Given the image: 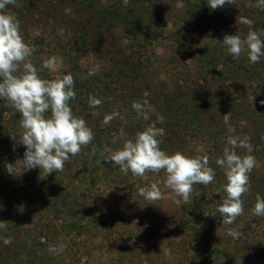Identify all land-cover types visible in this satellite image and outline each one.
Here are the masks:
<instances>
[{
	"label": "trees",
	"instance_id": "16d2710c",
	"mask_svg": "<svg viewBox=\"0 0 264 264\" xmlns=\"http://www.w3.org/2000/svg\"><path fill=\"white\" fill-rule=\"evenodd\" d=\"M152 1L130 0L131 9L120 14L135 45H150L149 36H140L142 32L133 30L131 21L135 13L141 16L144 4ZM200 1L203 7L197 17L201 19L208 12L222 9H210L208 0ZM231 34L235 35L234 31ZM211 48L203 49L194 60L193 75L184 81L175 78L168 85L160 78L155 85L148 78V85H141L136 67L131 72L113 67L91 76L75 70L66 73L74 77L76 93L70 107L74 116L83 118L92 129L93 140L82 147L80 154L70 156L63 171L47 176L39 167L22 168L16 182L2 169L6 158L0 160V215L7 223L6 235L16 229L11 211L23 216L17 226L20 238L13 246L18 252L8 256L6 264H264V234L259 239L258 235H249L248 228L260 219L264 226V217L252 214L257 194L264 198V176L258 177L252 170L249 191L242 196L244 213L226 226L216 215L217 206L226 198V178L215 163L223 156L228 136L236 135L247 139L252 148L251 153L237 148V154H251L257 163L264 164V99L254 96L249 100L242 93L253 89L258 94L264 83V58L253 64L246 52L233 59L226 47ZM138 83L140 88L132 91ZM245 85L248 90L242 89ZM90 96L101 99L102 104L90 107ZM143 100L155 109L147 119L132 108L134 101ZM4 102L2 99V108ZM113 112L123 119L102 126L106 113ZM229 112L235 133H229L224 124L223 115ZM157 114L165 118L164 123L156 124L165 130V135L158 137L161 150L169 155H207L215 170L213 183L193 185L187 203L165 186L164 170L135 177L104 161L110 155L106 147L113 151L121 148L125 139H134L137 132L156 121ZM18 117L21 119L20 113ZM241 120L246 121L245 126H241ZM16 122L13 117L11 124ZM121 128L124 137L113 143ZM17 152L22 160L25 146L19 145ZM1 155L0 149V159ZM153 183L164 198L150 202L139 195V189L150 188ZM228 228L237 229L240 237L228 236ZM59 244L66 245L62 253L49 251Z\"/></svg>",
	"mask_w": 264,
	"mask_h": 264
},
{
	"label": "clouds",
	"instance_id": "9594fccd",
	"mask_svg": "<svg viewBox=\"0 0 264 264\" xmlns=\"http://www.w3.org/2000/svg\"><path fill=\"white\" fill-rule=\"evenodd\" d=\"M235 3L236 0L207 2L213 10ZM129 4L130 0H122L123 7L127 8ZM8 5L19 6L18 0H0V99L9 102L21 114L23 132L19 137L11 135L18 144L25 146L24 157L16 164L19 163L25 170L39 167L47 176L63 171L70 156L80 154L82 147L92 142L94 134L83 118L74 116L70 107V101L76 97L74 77L71 73L52 80L39 77L37 68L30 61L33 49L24 42L19 21L15 16L4 12ZM257 6L264 10V0H258ZM236 23L249 28L246 36L242 38L238 31L235 35L226 34L220 42L233 59H239L241 54L246 52L250 63H258L260 58L264 57V27L254 29L253 21L244 16L236 18ZM61 66L62 61L55 56L46 59L42 65L50 71H57ZM94 74L89 72L90 76ZM88 103L90 107L96 108L102 104V100L90 96ZM132 108L138 116H144L146 119L149 113L155 111L148 100L134 101ZM49 112L50 117H46L45 114ZM116 118L123 119L118 112L105 115L102 126L109 125ZM230 119V112L223 115L228 132L235 133L236 129ZM164 121L165 118L157 114L156 121L145 130L137 132L134 139H125L121 148L113 151L106 147L105 151L110 155L105 157L104 161L119 166L123 174L130 172L135 177H143L146 172L159 173L164 170L165 186L187 203L191 198L193 185L207 186L213 183L216 173L210 166V158L207 155L189 157L181 152L169 155L161 150L158 137L165 135V130L158 128L156 124ZM240 124L245 126L246 121L241 120ZM124 135V129L121 128L120 135L115 136L113 143ZM237 148L247 149L249 153L252 151L247 139L229 135L222 158L215 160L226 178V198L217 206L216 215L222 217L221 223L226 226L232 225L237 217L243 215L242 196L249 191L250 173L256 167L255 157L251 154L238 155ZM15 165H5L9 174H16ZM139 195L150 202L164 198L156 183L150 188H140ZM252 214L255 217H264V198L259 194L256 196ZM0 230H6L4 221H0ZM226 234L233 239L240 237V232L234 228H228ZM11 242L10 237L3 239L4 245H10ZM65 248L66 245L59 244L51 246L49 251L60 254Z\"/></svg>",
	"mask_w": 264,
	"mask_h": 264
},
{
	"label": "rangeland",
	"instance_id": "374dc122",
	"mask_svg": "<svg viewBox=\"0 0 264 264\" xmlns=\"http://www.w3.org/2000/svg\"><path fill=\"white\" fill-rule=\"evenodd\" d=\"M257 4L258 0H236L234 5L226 4L221 10L208 12L201 19L197 17L203 7L200 0H153L144 4L141 16L135 13L131 21L133 30L142 32L140 36H149L147 42L150 45L144 46L135 45L132 32L126 31L130 30L129 26H123L120 14H126L124 12L131 8L130 5L127 9L123 7L122 0H18L19 6L8 5L4 12L19 21L21 36L33 49L30 61L41 79H56L71 70L89 76V72H109L113 67L128 72L136 67L141 85L146 86L148 83L145 80L155 85L158 78L167 85L172 84L175 78L184 81L196 72L194 60L203 49L211 46L214 50L217 45L223 47L224 36L232 35L233 31L235 34L239 31L244 38L249 28L237 25L236 18L244 16L252 20L254 29L264 27V10ZM53 56L62 61L60 69L50 71L43 68V62ZM242 87L249 89L247 85ZM139 88L140 84L132 91ZM259 89L258 94L253 93V89L248 92L242 90V93L245 92L249 100L254 96L262 100L264 83ZM4 105L2 108L0 104V160L6 158V164L15 165L21 160L16 153L17 147L22 144L13 140L11 135L19 137L22 134L21 119L9 102H4ZM110 109L115 110L114 105ZM50 115V112L46 113V117ZM13 117L14 122L20 123L11 124ZM2 169L6 172L5 165ZM20 170L22 167L17 163L16 174H10V178L19 181ZM253 171L258 177H263L264 164L257 163L256 159ZM11 215L16 224L11 234L14 240L10 245H4L3 239L11 238V235H6V230H0V264H6L7 257L18 252L13 246L20 238L17 226L23 216L18 211H11ZM248 228L249 235H258L259 239L264 234L261 219Z\"/></svg>",
	"mask_w": 264,
	"mask_h": 264
}]
</instances>
